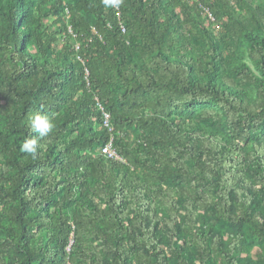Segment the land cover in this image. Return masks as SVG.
Here are the masks:
<instances>
[{"label": "trees", "instance_id": "trees-1", "mask_svg": "<svg viewBox=\"0 0 264 264\" xmlns=\"http://www.w3.org/2000/svg\"><path fill=\"white\" fill-rule=\"evenodd\" d=\"M0 264H264V0H0Z\"/></svg>", "mask_w": 264, "mask_h": 264}, {"label": "clouds", "instance_id": "clouds-1", "mask_svg": "<svg viewBox=\"0 0 264 264\" xmlns=\"http://www.w3.org/2000/svg\"><path fill=\"white\" fill-rule=\"evenodd\" d=\"M115 2L118 3V0H115ZM30 126L33 131L39 132L40 136L47 135L53 128L51 121L46 116H41L39 114H36L30 118ZM36 147V139L27 140L22 146V151L34 153L36 151Z\"/></svg>", "mask_w": 264, "mask_h": 264}, {"label": "built area", "instance_id": "built-area-1", "mask_svg": "<svg viewBox=\"0 0 264 264\" xmlns=\"http://www.w3.org/2000/svg\"><path fill=\"white\" fill-rule=\"evenodd\" d=\"M103 126L105 128H108L109 132H112V128L110 127L109 117L108 116L104 117ZM102 153L106 154L108 156V158L111 159V160L118 161V162H121V163L124 162L123 159L120 158V156L116 154L114 149H112L111 141L102 149Z\"/></svg>", "mask_w": 264, "mask_h": 264}]
</instances>
